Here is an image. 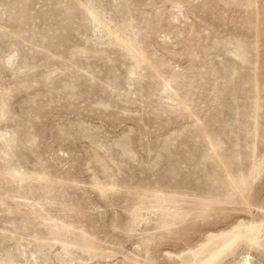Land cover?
Here are the masks:
<instances>
[{
	"label": "rangeland",
	"instance_id": "obj_1",
	"mask_svg": "<svg viewBox=\"0 0 264 264\" xmlns=\"http://www.w3.org/2000/svg\"><path fill=\"white\" fill-rule=\"evenodd\" d=\"M207 263L264 264V0H0V264Z\"/></svg>",
	"mask_w": 264,
	"mask_h": 264
},
{
	"label": "bare ground",
	"instance_id": "obj_2",
	"mask_svg": "<svg viewBox=\"0 0 264 264\" xmlns=\"http://www.w3.org/2000/svg\"><path fill=\"white\" fill-rule=\"evenodd\" d=\"M250 256V255H249ZM249 256L246 257L247 261L249 262V260L251 259ZM208 264V263H207Z\"/></svg>",
	"mask_w": 264,
	"mask_h": 264
}]
</instances>
